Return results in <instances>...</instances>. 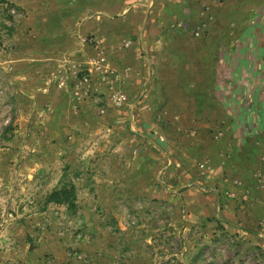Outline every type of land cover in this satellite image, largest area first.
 Segmentation results:
<instances>
[{
	"label": "crops",
	"instance_id": "crops-1",
	"mask_svg": "<svg viewBox=\"0 0 264 264\" xmlns=\"http://www.w3.org/2000/svg\"><path fill=\"white\" fill-rule=\"evenodd\" d=\"M93 4L67 0L50 40L66 72L31 81L84 127L81 186L100 206L161 202L227 240L228 264H264V0Z\"/></svg>",
	"mask_w": 264,
	"mask_h": 264
},
{
	"label": "rangeland",
	"instance_id": "rangeland-1",
	"mask_svg": "<svg viewBox=\"0 0 264 264\" xmlns=\"http://www.w3.org/2000/svg\"><path fill=\"white\" fill-rule=\"evenodd\" d=\"M66 2L0 0V264H228L227 240L215 251L199 235L206 226H191L175 208L145 197L100 206L81 186L80 141L71 131L84 127L31 83L33 73L46 80L66 72L54 68L62 53L50 42L59 21L65 38ZM79 73L81 81L88 71ZM70 182L74 208L46 202Z\"/></svg>",
	"mask_w": 264,
	"mask_h": 264
},
{
	"label": "trees",
	"instance_id": "trees-1",
	"mask_svg": "<svg viewBox=\"0 0 264 264\" xmlns=\"http://www.w3.org/2000/svg\"><path fill=\"white\" fill-rule=\"evenodd\" d=\"M46 198L47 203L66 205L68 208H74L76 200L75 186L71 182L64 184L62 187L51 191Z\"/></svg>",
	"mask_w": 264,
	"mask_h": 264
},
{
	"label": "built area",
	"instance_id": "built-area-1",
	"mask_svg": "<svg viewBox=\"0 0 264 264\" xmlns=\"http://www.w3.org/2000/svg\"><path fill=\"white\" fill-rule=\"evenodd\" d=\"M87 71H88V74H85V76H83V78L80 81V83H83L85 85V87H86V85L89 84L90 78H91V76H90L91 72L89 70H87ZM103 74H104V77H106V78H109L112 75L111 72H110V70L103 71ZM119 99L120 100H125V96L124 95H121L119 97ZM100 112L102 113L103 112V109H100ZM259 226L262 227V228H264V217L259 221Z\"/></svg>",
	"mask_w": 264,
	"mask_h": 264
}]
</instances>
